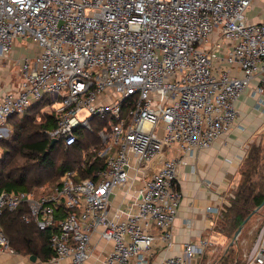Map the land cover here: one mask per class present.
Instances as JSON below:
<instances>
[{"label": "built area", "instance_id": "obj_1", "mask_svg": "<svg viewBox=\"0 0 264 264\" xmlns=\"http://www.w3.org/2000/svg\"><path fill=\"white\" fill-rule=\"evenodd\" d=\"M255 3L0 0V62L17 40L36 46L19 60L18 81L0 84V139L10 132L11 115L43 101L41 113L55 114L47 135L64 146L99 124L97 145L84 149L58 184L39 194L1 190L0 213L23 207L24 221L52 228L53 264H87L93 233L110 242L105 264H150L157 241L172 243L182 196L178 165L231 130L235 101L252 82V96L264 107V10L250 16ZM165 150L181 157L161 158ZM97 159L103 166L93 177H79L86 161ZM131 167L140 185L120 212L110 194ZM210 243L187 241L158 264H188ZM0 245L9 248L1 228ZM251 259L264 264V251Z\"/></svg>", "mask_w": 264, "mask_h": 264}, {"label": "crops", "instance_id": "obj_2", "mask_svg": "<svg viewBox=\"0 0 264 264\" xmlns=\"http://www.w3.org/2000/svg\"><path fill=\"white\" fill-rule=\"evenodd\" d=\"M24 40H17L10 54L0 62V84L16 83L19 79L17 66L19 60L25 56H31L35 50L34 46L28 53H21L18 45ZM15 60V61H12ZM16 63V67L14 64ZM237 73L236 71H233ZM239 75V73H237ZM252 84L239 95L235 101L237 116L235 124L231 130L216 138L210 147L196 151L191 156H185L184 161L178 165L177 179L181 191V201L178 206L176 217L171 224L172 243L166 247L157 241L152 246L149 257L150 264H158L165 255L180 254L183 244L187 241L198 243L202 239L219 241L224 234L216 228L220 220V211L224 205L229 204L233 187L239 181V167L246 156L248 147L259 140L264 129V107L256 104V99L252 96ZM163 157H181L177 151L163 152ZM154 163L145 170L151 172ZM142 166H145L144 164ZM140 173L135 167L129 168V177L121 186L114 188L110 194V206L120 212L127 209L130 201L136 196L140 183L138 176ZM210 206L211 209L207 207ZM257 224L250 230L239 233V250L243 264H257L251 259V255L256 250L264 251V206L256 213ZM260 227L255 234L254 241H251L252 233L258 225ZM247 233L246 238H241L243 233ZM234 233V232H233ZM233 236V234H232ZM228 237L222 246V251L212 262L215 263L220 256L231 246ZM241 236V237H240ZM226 237V236H225ZM251 242V243H250ZM91 254L87 264H105V256L110 242L100 238L97 233H93L90 238ZM234 245V244H233ZM249 246V247H248ZM208 247V246H207ZM205 248L200 257H193L188 264H199L205 253L211 252ZM248 251L245 252V250ZM60 260L59 264H63ZM0 264H53L49 257L43 258L40 254H24L10 247L5 248L0 245Z\"/></svg>", "mask_w": 264, "mask_h": 264}, {"label": "trees", "instance_id": "obj_3", "mask_svg": "<svg viewBox=\"0 0 264 264\" xmlns=\"http://www.w3.org/2000/svg\"><path fill=\"white\" fill-rule=\"evenodd\" d=\"M38 105L30 106L19 115L20 119L13 123L9 139H0L3 145L0 157V191H29L44 179L43 172L48 171L52 179L58 177L56 185L66 168L81 161L83 150L98 143L96 131L99 124L91 132L80 131L77 141L71 145L64 146L61 142H56L50 147L47 131L55 125V114L41 113L40 119L36 121L32 112L38 110ZM55 160L59 161L58 164ZM258 161L259 147L252 143L239 167V181L232 189L229 204L221 208L220 220L216 225L218 231L227 237L232 236L245 217H251L256 212L253 210L264 199V184L259 182L263 175L257 174ZM86 164V167L79 169V177H93V169L103 166L98 159L92 163L87 160ZM256 174L258 180L254 179ZM25 213L26 209L23 207L1 211L0 228L8 240V246L20 253L50 257L52 250L48 246V237L52 228L39 230L33 222L24 221L22 215ZM238 237L214 264H243ZM199 264H203L202 261Z\"/></svg>", "mask_w": 264, "mask_h": 264}, {"label": "rangeland", "instance_id": "obj_4", "mask_svg": "<svg viewBox=\"0 0 264 264\" xmlns=\"http://www.w3.org/2000/svg\"><path fill=\"white\" fill-rule=\"evenodd\" d=\"M264 10V0H256V3H255V6L252 10L249 11V15L250 16H253V18H255L257 15L258 16H262L263 15V11ZM257 16V17H258ZM31 42V41H30ZM29 41H24V42H19V45H18V48L20 50L21 53H28V51H30V49L33 48L34 44L30 43ZM17 44V43H16ZM12 61H15V60H12ZM18 65V64H17ZM16 63L14 64V66L16 67L17 66ZM17 68H19V65L17 66ZM47 101H43L41 102L39 105H38V110H36L35 112H32L33 115L35 116L36 118V121H38L40 119V115H41V110L40 108H43L45 105H46ZM83 114H87V112H84ZM18 119H20V116L18 114H13L11 115L9 118H8V123H9V127H10V132L9 134L7 135V139H9L12 135V131H13V123L15 121H17ZM255 145H258L259 147V161H258V171H257V174L260 175H263V178L259 179L258 178V175L254 176V179L258 180L259 179V182L260 183H263L264 184V129L262 130V133H261V136L259 138V140H257L255 142ZM2 151H3V145L2 143L0 142V157L2 155ZM59 161L55 160V163L58 164ZM50 172H43V177L44 179L42 181H40L36 186H32L29 191L33 192L34 194H39L41 192H46L48 190H50L51 187L54 186V184L57 182L58 180V177L57 179H52L50 177V175H48ZM45 177H48L45 178ZM259 211V209L257 210ZM257 211L254 212V214H252V216L245 222L244 226H242V230L244 229V231H247V230H250L251 228H253L257 223ZM221 221H224V220H221ZM264 224V223H263ZM261 224L258 225V227H256L255 231H253L252 233V239L251 241L253 242L254 241V238H255V234L257 233V230L258 228L260 227ZM244 236H240L241 238H246L248 235L246 232L243 233ZM226 235L224 236H220V238H218L219 241H214L212 242V244L210 243L208 245V249L207 250H210L211 252L209 253H205V255L202 256L201 258V261L203 264H212V262H214V260L217 258V256L220 254V252L223 250L222 249V246L224 245L225 241L227 240V236L225 237ZM251 243V242H250ZM249 247V246H248ZM248 251V249L245 250V252ZM233 252V251H232ZM231 252V253H232ZM242 258V257H241ZM242 261V259H241Z\"/></svg>", "mask_w": 264, "mask_h": 264}, {"label": "water", "instance_id": "obj_5", "mask_svg": "<svg viewBox=\"0 0 264 264\" xmlns=\"http://www.w3.org/2000/svg\"><path fill=\"white\" fill-rule=\"evenodd\" d=\"M56 143V139L55 138H51L50 139V142H49V146L51 147L52 145H54ZM47 152V150L45 151V153ZM261 206H264V199L262 200V202L257 206V207H261ZM246 220V217L243 219V222ZM242 222V223H243ZM239 229H240V225L237 227V229L234 231L233 233V236L231 237L230 241H229V244H232L236 238L238 237L239 235ZM227 249V246L226 248Z\"/></svg>", "mask_w": 264, "mask_h": 264}, {"label": "bare ground", "instance_id": "obj_6", "mask_svg": "<svg viewBox=\"0 0 264 264\" xmlns=\"http://www.w3.org/2000/svg\"><path fill=\"white\" fill-rule=\"evenodd\" d=\"M259 208H261V207H256V208L253 210V212H254V211H257ZM249 218H250V215H249L248 217H246V220L240 225L239 233H240V231H241V229H242V226L245 224V222H246Z\"/></svg>", "mask_w": 264, "mask_h": 264}]
</instances>
